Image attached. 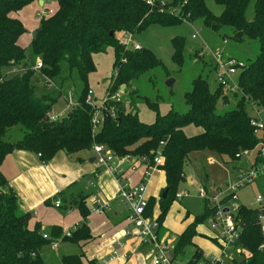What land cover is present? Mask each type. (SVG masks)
Segmentation results:
<instances>
[{
  "label": "trees",
  "instance_id": "trees-1",
  "mask_svg": "<svg viewBox=\"0 0 264 264\" xmlns=\"http://www.w3.org/2000/svg\"><path fill=\"white\" fill-rule=\"evenodd\" d=\"M36 1L0 0V166L14 150L40 154L43 163L58 151L73 161H81L82 154L93 144H103L118 157L152 158L159 151L164 187L157 198H148L145 214L155 218L158 235H161L164 217L175 200L178 184L184 179V166L192 154L194 158L200 157L199 161L210 154L223 163H232L238 158L236 154L252 150L259 141L250 125L252 116L245 109V102L264 106V0H252V20L245 17L250 0H168L162 10L150 8L144 0H51L56 7L39 18L29 45L22 47L18 38L25 29L18 18L19 12ZM207 1L221 6L220 13L214 14ZM182 21L200 24L217 42L225 43V39L239 44L256 41L257 52L252 58L228 54L244 62L236 77V90L231 93L237 104L226 108L227 94L221 83L211 90L207 80L198 74L183 93L185 111L169 107L165 114H159L158 101L152 102L143 96L145 104L155 111L154 121L145 123L132 110V99L129 104L121 98L108 100L101 112V124L93 132L91 119L95 108L86 97L87 78L95 70L94 55L113 48L111 78L105 92L112 95L121 85L124 91L143 73L153 68L167 69L146 48H124L117 34L134 33L150 24L174 25ZM171 44V59L181 66L184 40L176 36ZM36 61L41 63L38 71L43 77L63 82L76 73L81 83L75 104L59 119H53L49 112L57 97L37 93L41 90L34 76ZM203 64L216 69L215 64L206 61ZM136 91L129 90L128 96ZM60 93V88H53L52 94L59 96ZM220 97L223 110L218 113L216 101ZM110 107L114 109V116L108 113ZM187 125L200 130L186 135ZM12 127L20 132L16 140L9 135ZM204 167L202 163V169ZM164 189L167 191L162 197ZM85 197L80 196L78 201L82 221L70 236L65 237L61 229L54 226L45 239L38 224L29 226L30 212L24 209L0 170V264H50L40 255L42 246L56 239L68 240L80 247L91 241L93 236L85 222L90 213ZM203 204V212L195 215L177 235L172 249V257L184 264H198L203 260L192 238L197 225L212 218L216 211V206L208 200ZM256 214V207L238 206L233 216L240 225V232L224 264H264V232L256 222ZM189 246L193 247L192 253L182 261ZM83 257V252L63 254L60 261L61 264H83ZM88 264L97 262L88 259Z\"/></svg>",
  "mask_w": 264,
  "mask_h": 264
},
{
  "label": "rangeland",
  "instance_id": "rangeland-1",
  "mask_svg": "<svg viewBox=\"0 0 264 264\" xmlns=\"http://www.w3.org/2000/svg\"><path fill=\"white\" fill-rule=\"evenodd\" d=\"M54 1H47L44 8L54 10L56 7ZM207 4L214 14H219L221 11V6L216 5L212 1H207ZM26 10V11H25ZM40 8L36 5H32V8L25 7L19 13H22L24 33L18 38V43L22 47H27L30 42L32 31L39 20ZM39 11V12H38ZM245 17L247 20L253 19V1L250 0L248 6L245 10ZM195 34L196 38H191V34ZM207 33V31L200 26L198 23H189L182 21L174 25H160V24H150L146 28L132 33V43L139 45L141 48H146L150 50L156 58L161 60L163 65L166 67L167 71L163 68H153L146 73L140 75L137 79L131 82L130 87L121 91L119 88L116 91L119 97L129 104L130 99L133 101V111L137 112V116L140 121L145 123H151L155 119V111L149 108L142 97L145 96L149 98L150 101H158L157 111L159 114H165L169 107H173L179 112H183L186 109V105L183 101V93L189 88L190 81L198 74L204 77L211 90H215L218 85V78L216 76V69L210 66H206L203 63L206 61L207 64L214 65L213 55L215 52H222L224 55L232 53L236 57L240 58H252L257 52L256 41L251 43H233L231 40L225 39L226 42L223 43L212 40ZM181 37L184 40L183 56L184 60L181 66L175 64L171 59L172 54V44L171 39L173 37ZM121 34H117V40H120ZM209 47L210 51H205V48ZM203 52V55L200 54ZM197 53V55H196ZM202 59H201V57ZM114 61V50L112 47H108L105 52L94 55V65L95 70L90 72L87 78V88L91 91V100L100 99L105 94L106 89L109 86L112 64ZM34 76L38 79L37 87L41 91L57 97L50 107V115L56 119L61 118L67 110L71 107V103H75L77 97L81 91V83L76 75L72 73L70 78L60 82L58 79H51L52 84L44 86V78L38 70H34ZM237 75H230L228 82L234 84L236 82ZM168 79H172L173 83L171 87H167L165 82ZM53 88H60L61 93L52 94ZM129 90H137L128 96ZM56 93V92H55ZM232 91H227V102L225 104L226 108L234 107L237 104V100L231 94ZM70 94V102L67 101V97ZM245 109L250 115H255L254 109L251 103L245 102ZM223 110L222 99L217 98L216 101V111L220 113ZM260 116H264V112L259 113ZM193 125H187L184 128L186 135H192L199 131ZM9 135L12 140H16L20 137V132L17 127H12L9 131ZM258 147L255 146L252 150L247 153L242 154L236 159L234 163H225L227 170L224 172L228 175L227 183L236 182L240 172L238 165H241V169H246L248 167L247 163L256 154ZM94 155V154H92ZM198 154H195V156ZM55 157L61 158L62 163L69 164L68 166L72 169L74 175V180L69 185L68 190L63 193L62 199L60 197L54 196L52 199L61 200V207L52 206L49 207L47 214H40L38 216L31 217L29 223L31 225H39V231L47 232L50 234L52 227L57 226L65 231L68 227H72L75 221H81L83 218L80 214L78 201L80 196L85 197L86 206L90 209L92 205L89 203L90 194L95 192L96 186L99 182L103 181V178L107 176L102 170H100L101 176L93 180V185L88 182V179H92L91 172L94 170L93 164L86 162H69L66 161L64 155L59 153L55 154ZM193 160V158H191ZM189 160L184 166V179L178 184L177 192H186L187 194L182 196L180 199H175L169 205L166 215L163 220V226L167 229L170 235L175 236L182 232V230L192 221L193 217L200 214L204 210V199L198 196V189L200 187V182L203 180L204 172L202 169L201 161H191ZM67 166V165H66ZM234 166V167H233ZM213 168L207 171L209 175V180L207 185L210 187L219 185V187L214 190V192H209L207 189L204 191L208 196L216 195L218 190H223L224 185H221L222 181L226 179V176H220L218 178V172L213 173ZM217 171V170H215ZM240 173H239V172ZM190 177L191 183L187 184L185 179ZM150 192L155 198L159 196V192L164 187L163 186V175L161 173H154L151 178ZM202 187V186H201ZM227 192H222L220 197L225 198L224 207L231 211L232 205H247L254 206V198L259 196L264 199V181L262 179L254 180L247 183L236 191V200L230 198L226 199ZM98 195V194H97ZM100 199H105L101 195L96 196ZM224 201V200H223ZM115 203V202H114ZM113 203L108 204V207L103 212L112 211L114 205ZM157 211V204L154 206V214ZM93 218H98L103 213H96ZM89 215V214H88ZM104 215V214H103ZM87 218V217H86ZM88 219V218H87ZM211 218H207L204 223L197 225L195 229V234L192 238V242L201 250L202 254L206 257L221 258V247L218 244L216 234L218 231L211 227ZM31 221V222H30ZM78 223V222H77ZM67 224H70L66 227ZM76 224V223H75ZM174 246L175 241L168 237ZM146 249V248H145ZM80 248L71 243L68 240L60 241L58 243L57 250L51 246V244H46L41 247L40 253L42 257L51 264H61L60 257L63 252L73 251L72 253H79ZM85 251V249H84ZM147 250H143V254H146ZM191 252V246L186 248V254L183 256L182 261H184ZM144 256V255H143ZM102 261V259H101ZM100 261V262H101ZM99 262V261H98Z\"/></svg>",
  "mask_w": 264,
  "mask_h": 264
},
{
  "label": "built area",
  "instance_id": "built-area-1",
  "mask_svg": "<svg viewBox=\"0 0 264 264\" xmlns=\"http://www.w3.org/2000/svg\"><path fill=\"white\" fill-rule=\"evenodd\" d=\"M50 0H42V2H47ZM147 6L150 8H157L162 10L165 3L168 0H144ZM49 9L44 7L41 8L39 12V17L44 16L49 13ZM191 38H196L195 34H191ZM119 42L126 49H139L140 46L132 43V32L126 31L122 34ZM205 51L209 52L210 48H205ZM203 55V52L200 54ZM213 55V61L216 65V76L218 81L223 86L224 92L236 90V82L234 84L228 82L230 75H237L239 69L243 67V60L231 57L230 55H224L222 52H215ZM41 67V63L36 61L33 64V69L38 70ZM25 69V68H22ZM44 84L50 86L52 84L51 80L47 77L44 78ZM119 92V91H118ZM87 101L92 105L95 110L91 119L93 132L98 129L102 121V109L108 100L119 101L120 97L117 92L112 95L105 94L97 102L91 100V91L88 90ZM67 101L70 102V94L67 97ZM75 103H71L74 105ZM254 109L255 115H251L250 125L254 129V134L258 137L259 141L256 146L258 147L256 152V162L250 167L242 170L239 174L236 182L227 183L224 185L223 190H218L216 195L208 196L204 191L203 187H199L198 196L204 200H208L212 205L216 206V211L214 216L210 219L211 227L218 231L216 234L218 244L221 247V258L206 257L203 255V260L198 262V264H224L230 255V251L233 248V244L238 239L240 232V225L234 220L233 214L236 212L238 205H232L231 211L224 207L225 198L220 197L222 192H227V198L236 200V191L241 186L250 183L257 179H262L264 181V116H260L259 113L264 112L263 107H257L254 103H251ZM108 113L114 116V109L109 108ZM53 119H56L53 117ZM91 150L94 153V162L97 168H103L108 173L112 174L116 182H118V189L115 198L122 201L125 205L126 221L129 224L123 235L114 239L110 245V253L104 263L113 261L119 257L128 258V253L125 249V238L138 239L142 244L146 245L147 255L151 259L153 264H184L175 260L172 257L173 245L170 239H162L158 235V223L154 217L147 216L145 214L146 207L148 205V197L146 195V186L154 173L162 171L159 167L161 164V156L159 151L156 152L152 158L147 156H116L109 148L103 144H93ZM249 150H245L240 154H236L240 157L242 154L247 153ZM40 157V154H37ZM128 163L129 169H135L137 166L142 167L141 179L137 184H130L122 174V166ZM186 192L176 193L175 199H180L182 196L186 195ZM224 200V201H223ZM257 208L256 222L260 227V230L264 232V199L259 196L254 198ZM109 200L95 198L93 205L90 208V212L102 213L105 208L108 207ZM54 205L59 206L60 201L55 200ZM226 209V211H224ZM74 224L72 227L67 228L63 235L65 237L70 236L72 230L77 227ZM42 237L48 239L49 236L46 233H41ZM60 239L53 240L51 242L52 247H56Z\"/></svg>",
  "mask_w": 264,
  "mask_h": 264
},
{
  "label": "crops",
  "instance_id": "crops-1",
  "mask_svg": "<svg viewBox=\"0 0 264 264\" xmlns=\"http://www.w3.org/2000/svg\"><path fill=\"white\" fill-rule=\"evenodd\" d=\"M32 5H36V7H39L41 10L42 7H45L46 3L42 2V4L40 5L39 0H37L36 2H33L29 6H27L28 9L32 8ZM22 16H23L22 13L21 14L19 13L18 18L23 22L24 18ZM100 99H95V101L98 102ZM57 153H59L60 155H64L66 161H69V162H86L87 161L89 164H93L94 170L91 172L92 179L90 178L88 179V182L91 183L92 185H93V180L97 179L98 177L102 175L100 173V170L102 169L97 168L94 162V159H92L94 158V155H92L94 153L91 149L82 154L81 161H73L69 159L61 151H58ZM193 156L194 155L192 154L191 158H193V160L190 159L191 161H194V162L199 161L200 157L197 156V158H194ZM202 160L205 166L203 168L204 176H203V180L199 184L204 189H207L209 192L213 193L214 190H216V188L219 187V185L210 187L206 184L207 181L209 180V175L207 171L213 168L214 169L213 173L218 172L217 173L218 178L220 176H226V179L222 181L221 183V185H224L226 184V181L228 180L227 179L228 175L224 174V172H226L227 170V167L225 163H223L221 160H219L214 155H210V154L204 155ZM255 162H256V154L250 159L246 167H250ZM68 165L69 164L62 163L61 158H58V157H55V159L52 158L48 162L43 163L41 162L37 154L34 152L14 150L4 158L3 162L1 163L0 170L3 173V175L7 178L11 187L18 194L24 209L29 211L31 214V217L33 218L34 216H38L42 213L47 214L48 210H45V209H49V207L55 206L54 205L55 200L54 201L52 200L54 196H57V195L58 197L63 196V193L65 192V190L66 191L68 190L69 185L75 179L73 173L71 172L72 169ZM238 166L240 168V172L244 170V169H241L242 167L241 165H238ZM122 171H123V174H122L123 178H125L130 184H133V185L137 184L141 179L142 167L140 165L132 170L128 168V163L126 162L122 166ZM103 172L107 176L103 178V181L101 183L99 182L98 186H96L95 188V192L90 194L89 203L90 205H93L94 199L98 198L96 196L101 195L102 197L105 198L104 200H109V204L113 203L111 206L114 205V208L112 209V211H109L106 213L102 212L104 215L98 214L102 216L98 218H93V219L92 217L97 214L96 212H90L89 215L87 216L88 219L87 218L85 219V222L88 225L93 238L91 239V241L83 244L81 247L76 244L80 248L79 252L84 253L83 264H88V259H95L97 264H153L151 259L147 255V252L146 254H143V250H147L145 249L146 245L142 244L138 239H133V238L124 239L125 245H126L125 249L128 253V258L119 257L113 261L104 263V260L107 259L110 253V245L112 241L122 236L124 231L127 228H129V224L125 219L126 213H127L125 205L122 203L121 200L115 198L117 189H118V182H116L112 174L108 173L105 170H103ZM158 173H161L164 179L163 172L160 171ZM150 180L151 179H149L147 186H146V195L148 198L154 197L153 194H151L150 192L151 190ZM185 181L187 184H190L191 183L190 177L187 176ZM163 186H164V181H163ZM161 191L159 192V194L161 193ZM60 198L62 199V197ZM57 200L60 201V205L57 207H61L62 206L61 200L60 199H57ZM251 207H255V205ZM81 221L77 220L73 224L77 222H81ZM34 223L36 224V222ZM69 225L70 224H67L66 227ZM29 226L32 227L33 225L29 223ZM163 228L164 230L162 234L159 235V237L162 239H168L169 237L173 239L174 241H176L177 235L172 236L169 234V232L164 226ZM41 233H46L50 235L47 232H41ZM60 241H64V240H59L58 243ZM58 243L56 247H53L56 250L58 248ZM192 250H193V247H191L190 253H192ZM72 252L73 251L63 252L62 255L69 254ZM189 256L190 254L188 255V257Z\"/></svg>",
  "mask_w": 264,
  "mask_h": 264
},
{
  "label": "water",
  "instance_id": "water-1",
  "mask_svg": "<svg viewBox=\"0 0 264 264\" xmlns=\"http://www.w3.org/2000/svg\"><path fill=\"white\" fill-rule=\"evenodd\" d=\"M39 4H40V5L42 4V0H39ZM109 34L112 35V31L109 32ZM172 83H173V80H172V79H168V80L165 82V84H166L167 87H171V86H172ZM123 89H124V85H121V86H120V90L123 91ZM92 159H94V158H92ZM166 191H167L166 189L163 190V192H162V197H165V195H166ZM224 211H226V209H225Z\"/></svg>",
  "mask_w": 264,
  "mask_h": 264
}]
</instances>
